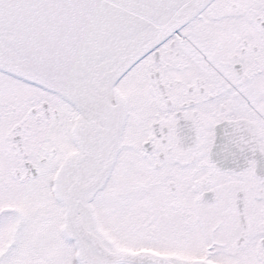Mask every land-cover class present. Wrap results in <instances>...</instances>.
Segmentation results:
<instances>
[{
	"label": "snow or ice",
	"instance_id": "1",
	"mask_svg": "<svg viewBox=\"0 0 264 264\" xmlns=\"http://www.w3.org/2000/svg\"><path fill=\"white\" fill-rule=\"evenodd\" d=\"M0 264H264V0H0Z\"/></svg>",
	"mask_w": 264,
	"mask_h": 264
}]
</instances>
